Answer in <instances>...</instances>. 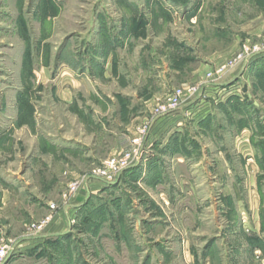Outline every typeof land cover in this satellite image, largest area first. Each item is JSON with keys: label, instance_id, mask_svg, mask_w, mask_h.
Listing matches in <instances>:
<instances>
[{"label": "rangeland", "instance_id": "obj_1", "mask_svg": "<svg viewBox=\"0 0 264 264\" xmlns=\"http://www.w3.org/2000/svg\"><path fill=\"white\" fill-rule=\"evenodd\" d=\"M196 86L201 110L181 122L213 112L199 140H150L155 106ZM147 119V162L71 193ZM8 243L7 264H264V0H0Z\"/></svg>", "mask_w": 264, "mask_h": 264}, {"label": "built area", "instance_id": "obj_2", "mask_svg": "<svg viewBox=\"0 0 264 264\" xmlns=\"http://www.w3.org/2000/svg\"><path fill=\"white\" fill-rule=\"evenodd\" d=\"M226 92L225 89H223ZM223 93V92H222ZM199 87H193L191 89L185 90L181 88H174L165 95L163 101L155 106L153 112H151L152 119L157 118H167L170 116L180 115V111L185 104H189L190 109H195L198 104H194L195 100L199 98ZM226 94V93H225ZM193 111V110H191ZM148 125H150V120L144 126L138 129L137 134L131 139L129 145L116 154L115 156L109 157L105 162H103L99 167L93 169L88 178L75 183L71 182L69 188L71 193L75 192L79 186H81L85 181L89 184L104 187L113 183L119 178V176L131 168L136 167L141 162H147V158L144 159L145 154L148 151L145 148L144 142L148 131ZM67 197V195L65 194ZM52 209H56V206H51ZM52 217H48L43 224L49 223ZM16 251V246L14 244H5L0 247V264H7L9 258Z\"/></svg>", "mask_w": 264, "mask_h": 264}, {"label": "crops", "instance_id": "obj_3", "mask_svg": "<svg viewBox=\"0 0 264 264\" xmlns=\"http://www.w3.org/2000/svg\"><path fill=\"white\" fill-rule=\"evenodd\" d=\"M228 51H230V50H227V51L219 54V57L225 56L227 58V56L230 54ZM219 57H216V58H219ZM83 74L85 75V77L87 76L86 72H84ZM85 79L83 81H85ZM85 86H86V84H84V87ZM89 87H86V89H89ZM73 90H74V88H71V89L63 91L65 93L66 97H68V99L72 98L74 96L73 95ZM56 92L58 93V90H56ZM60 92L61 91H59V93ZM199 96H200V94H199ZM67 101H68V103H70L71 100L70 101L67 100ZM189 104H191V103H189ZM189 104L187 103V104H185L182 107V109L180 111V115H175V116H170V117H167V118H162L161 120L157 121L156 122L157 126L160 123V126L157 128L158 129L157 130L158 131L157 136H156V138L152 136V135H154L157 132V131H153V134L150 135V140H159V138L162 137V138H165V142H167L170 139V137L172 136V134L174 133L175 130L176 131H180V133H184L183 134L184 136L181 135V139H185L186 142H188L190 140L191 141L199 140L198 136H194V137L193 136H189L188 135L189 130L193 131V128H195L197 126H200L202 128H205L207 125L210 126L212 124V121L214 120L213 112L211 113V111L209 109H206L204 113L199 115L200 117H204V118L202 120H197L196 122H193L192 126H191V129H189V128H187L188 126L186 125L185 122H181V120L183 118H185L186 115L189 114V113H187L188 111L185 112V110H187V109L190 110L191 106ZM194 104H198V106L195 107V110H198L200 112V110H201L200 108H201L202 104H200V102H198L197 100H195V103H193L192 105L194 106ZM205 107L208 108L209 105L208 106L205 105L204 108ZM211 114H212V116H211ZM207 117H210V118L207 119ZM184 121H186V120H184ZM173 126H176V129H173ZM187 145L188 144L186 143L185 144L186 148H187ZM182 159H184V158L182 157ZM182 159H180V160H182ZM84 196H85V194L83 192H81L80 195L78 196V202H76V203H80L84 199ZM79 200H80V202H79ZM65 211L66 210L64 209V211H61V212H59L58 214L55 215L52 223L49 225V227L47 229L48 233L50 235H53V234L55 235V233L61 232L67 226V218H66L67 215L66 214H68V212H65ZM38 237L37 238L33 237L31 239H28L29 237H25V239H21L20 242L24 241V240L25 241L27 240V241L22 243L19 247L21 248V247H23V245H24V247L25 246L28 247L27 249H31V248L36 247V243H38L39 240H40ZM19 247H17V248H19Z\"/></svg>", "mask_w": 264, "mask_h": 264}]
</instances>
